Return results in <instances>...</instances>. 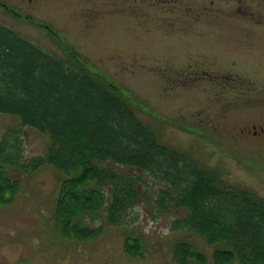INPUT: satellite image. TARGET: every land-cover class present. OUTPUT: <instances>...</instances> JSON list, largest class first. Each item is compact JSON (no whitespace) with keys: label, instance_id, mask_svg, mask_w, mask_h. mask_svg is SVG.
Listing matches in <instances>:
<instances>
[{"label":"rangeland","instance_id":"1","mask_svg":"<svg viewBox=\"0 0 264 264\" xmlns=\"http://www.w3.org/2000/svg\"><path fill=\"white\" fill-rule=\"evenodd\" d=\"M0 23L59 57L73 49L162 143L264 197V0H0ZM19 124L0 114V150L16 131L23 161L45 154L49 135ZM10 174L22 185L0 203V264H177L182 240L214 264L202 237L172 231L175 215L145 204L126 226L67 238L55 213L68 175L51 165ZM127 237L141 240L142 258L124 253Z\"/></svg>","mask_w":264,"mask_h":264},{"label":"trees","instance_id":"2","mask_svg":"<svg viewBox=\"0 0 264 264\" xmlns=\"http://www.w3.org/2000/svg\"><path fill=\"white\" fill-rule=\"evenodd\" d=\"M66 50L59 57L0 23V114L50 137L45 154L23 161L18 132L4 135L0 203L21 188L11 170L27 175L51 165L68 175L55 213L67 238L87 241L106 225L126 226L129 212L145 204L175 215L172 231L202 237L214 264H264V197L162 143L117 87ZM144 252L141 240L127 237V256ZM173 255L177 264H208L190 240L177 242Z\"/></svg>","mask_w":264,"mask_h":264}]
</instances>
